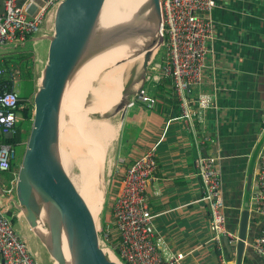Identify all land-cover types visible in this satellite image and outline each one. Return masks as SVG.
I'll use <instances>...</instances> for the list:
<instances>
[{
	"label": "crops",
	"instance_id": "crops-1",
	"mask_svg": "<svg viewBox=\"0 0 264 264\" xmlns=\"http://www.w3.org/2000/svg\"><path fill=\"white\" fill-rule=\"evenodd\" d=\"M214 1L211 18L215 34L212 52L207 56L205 78L206 83L213 80L215 86L191 88L188 98L193 102L198 92L215 90L216 109L190 122L184 121L171 80L161 78L156 82L149 77L148 85L153 89L147 94L155 98V107L148 109L139 103L128 109L123 123L121 167L127 168L138 157L154 150L157 170L146 192V201L165 258L183 254L184 264H264L245 245L240 249V243L230 244L228 237L219 245L222 256H218L219 246L209 242L210 214L201 201L202 187L195 171L198 155L219 157L227 232L247 242L261 234L264 218L253 213L252 196L257 157L264 151V0ZM43 41L32 40L36 57L34 45L41 51ZM12 49L0 50V68L11 58V51H15ZM35 65L36 62L34 76H37ZM13 79L16 80L13 90L17 91L23 83L18 82V77ZM204 137L209 141H204ZM13 172L5 173L9 179L0 187L11 184ZM115 182L112 200L119 191V180ZM4 188H0V193H4ZM11 201H15V195ZM0 206L3 211L9 208L8 215H15L12 211L16 208L8 207V199L3 203L0 198ZM107 222L104 229L116 237L112 215ZM14 225L35 261L53 264L41 243L30 235L29 228L20 222L16 224V220Z\"/></svg>",
	"mask_w": 264,
	"mask_h": 264
},
{
	"label": "built area",
	"instance_id": "built-area-1",
	"mask_svg": "<svg viewBox=\"0 0 264 264\" xmlns=\"http://www.w3.org/2000/svg\"><path fill=\"white\" fill-rule=\"evenodd\" d=\"M63 1L1 0L3 11L0 14V50L24 48L29 39L33 40L40 33L42 25L53 19L57 6ZM159 5L164 62L152 68L154 75L151 78L156 82L161 78L171 80L181 117L190 122L198 115L216 109L215 90L212 93L198 92L193 102L188 98L191 88H201L206 84L215 86L213 80L206 83L205 74L208 70L207 56L212 52L211 43L215 34L211 15L216 4L214 0H160ZM5 72V69L0 68V79ZM18 75L20 76L17 72L15 77ZM137 101L148 109H153L156 103L155 98L145 93L138 95ZM19 102L17 91H0V133L5 137H11L20 121ZM133 105L131 102L129 106ZM204 141H209V138L204 137ZM15 153L11 146H0V173L10 170ZM220 161L217 156L203 155H198L195 161L196 175L202 187L201 201L208 207L210 214L209 242L217 247L226 237L230 244L239 240L226 229ZM156 170L154 150H150L120 173L119 191L114 198L112 211L116 237L112 238V232L104 231L101 240L124 264H184L183 254L171 255L169 258L163 256L158 243L159 237L152 225L153 216L146 201V192ZM12 175L14 180L4 188L8 207L11 208L16 203V200L11 201V197L15 195L14 182L17 174L13 172ZM252 206L253 213L264 218V151L257 157ZM8 211L9 208L3 211L0 206V264H38L26 240L17 232L13 217L7 214ZM113 240L115 241L110 246L109 243ZM244 245L264 262V228L259 236L249 242L245 241ZM220 248L219 246L217 249L218 256H222Z\"/></svg>",
	"mask_w": 264,
	"mask_h": 264
},
{
	"label": "water",
	"instance_id": "water-1",
	"mask_svg": "<svg viewBox=\"0 0 264 264\" xmlns=\"http://www.w3.org/2000/svg\"><path fill=\"white\" fill-rule=\"evenodd\" d=\"M105 0H64L54 13L52 34L34 38L48 42L41 76L33 96L32 128L14 183V207L21 211L29 228L54 261V264H82L81 253L96 264H124L97 237V227L88 191L85 164L75 124L70 94L75 83L79 54L89 28ZM160 0H147L150 16L148 34L161 47ZM20 5V4H19ZM0 0V14L2 13ZM151 51L144 55L146 69ZM43 142L51 160L34 175L36 157ZM253 158L250 176L253 171ZM36 177V209L25 184ZM244 240L239 239L240 249ZM241 257V252H240ZM239 257V259H240ZM242 264V262H240Z\"/></svg>",
	"mask_w": 264,
	"mask_h": 264
},
{
	"label": "bare ground",
	"instance_id": "bare-ground-1",
	"mask_svg": "<svg viewBox=\"0 0 264 264\" xmlns=\"http://www.w3.org/2000/svg\"><path fill=\"white\" fill-rule=\"evenodd\" d=\"M146 1L105 0L79 54L70 100L73 101L77 137L85 164L87 199L96 218L104 200L101 185L103 163L100 159L104 147L116 138L119 129L110 124V120L120 115L121 123V109L129 97L124 93L134 66L129 55L146 32V26L141 22ZM126 27L129 28L128 32H125ZM121 28L124 32L119 34ZM120 97L124 102L119 101ZM50 160L51 154L41 142L36 157L37 171H33V174L38 175ZM34 175L26 182L25 188L36 209ZM81 261L82 264H96L83 253Z\"/></svg>",
	"mask_w": 264,
	"mask_h": 264
},
{
	"label": "rangeland",
	"instance_id": "rangeland-1",
	"mask_svg": "<svg viewBox=\"0 0 264 264\" xmlns=\"http://www.w3.org/2000/svg\"><path fill=\"white\" fill-rule=\"evenodd\" d=\"M52 20H49L42 25L40 33L37 36H35L36 38H40L43 36H50L52 34V24H53ZM141 22L143 23L144 26H146V32L144 33L142 38L138 41V43L136 44V47H134V49L132 51H130L129 57L134 61V66L132 67L131 73L128 76L127 84H126V87L124 90V93L126 95L128 94L129 97L126 100L125 104L123 103V107L121 109L120 114L122 115L121 116L122 121H121V123H119L120 122L119 121L120 115H117L116 117H114L113 119L110 120V124H112L113 126L119 127V129H118L116 138L111 140L109 142V144H107L104 147L102 157L100 159V162L103 163V169H102L103 173H102V178H101V185H102L103 190H104V200H103V204H102L103 205L102 209L98 213L97 218L95 216V224L97 225L98 236H101L104 231H109V230H105V229L103 230V225L105 222L107 225V223H108L107 219H109L110 216L112 215L114 198L112 200L111 195H112L114 188H115V183H116L115 181L119 180L120 173L122 171L121 163H123L124 151H123V145H122L121 141H123V138H122L123 123H124L125 118L128 115V111H129L128 109L131 108L129 105L131 102L134 103V105L132 107L139 104V102L137 101L138 95H140L141 93H145L146 95H148L147 93L149 92V90L153 89V87H150L148 85V80H147L149 77L152 76L151 68L154 66L158 67V66L162 65L164 62V50H163L162 46L160 48H158L156 45H154L155 43H153L152 35L148 34V30L150 29V16H149L148 8L147 9L144 8V10L142 12ZM128 29L129 28L126 27L125 32H128ZM123 32H124V29H122L119 32V34H121ZM43 42H44V48L41 51H39V48H37L36 44L34 45L36 52L38 53V57L35 56V62L40 61L39 63H36V65H35V67H37V70H38L37 74H36L37 76H35L36 80L39 77V74L41 72L42 66L45 63V58H46L48 42L47 41H43ZM32 44H33L32 40L29 39L27 42L28 48L33 49ZM17 51H19V50L17 49L15 51H11V53L13 54L14 52H17ZM147 51H151V56H150L147 68L143 69L142 68L143 59H144V55ZM34 53H35V51H34ZM38 65H39V69H38ZM148 87H149V89H148ZM23 89H24L23 85L22 86L19 85L17 91L19 90L22 92ZM119 101L124 102L122 97H120ZM20 119H21V116H20ZM31 128H32V125H31ZM31 128H30V131H31ZM30 131L28 133L27 139H25L23 141V145L15 153L14 171L16 173H18L19 167L21 165V162H22V159L24 156V152L26 149V144H27V141H28V138L30 135ZM8 179L9 178L7 176H5V173H0V184H5ZM0 188H4V187L1 185ZM0 198H1L3 203L6 202V195L4 193H0ZM12 213L15 214V215H11V216L13 218L16 217L15 218L16 224H17V222L18 223L20 222V225H25L26 228H29L27 222L23 218L21 211L15 209L12 211ZM96 220H97V222H96ZM28 230L30 231V235H33L35 241H39L38 238L31 231V229L29 228ZM112 238H114L113 235H112ZM113 242H114V240L112 241V243ZM52 262L54 263V261H52ZM38 264H40V263H38ZM41 264H45V263L42 262ZM50 264H51V261H50Z\"/></svg>",
	"mask_w": 264,
	"mask_h": 264
},
{
	"label": "trees",
	"instance_id": "trees-1",
	"mask_svg": "<svg viewBox=\"0 0 264 264\" xmlns=\"http://www.w3.org/2000/svg\"><path fill=\"white\" fill-rule=\"evenodd\" d=\"M19 51L11 54V58L2 63L1 67L5 69V75L0 79V91H12L13 83L17 72L18 82L23 83L22 92L18 91L20 96L19 116L20 121L16 124L11 137L0 135V146H11L15 151L23 145V141L27 139L33 119V96L36 92V79L34 76L35 54L31 48L27 46L18 49ZM21 93V94H20ZM14 159L10 163V170L6 172L8 175L14 171ZM16 219H13L15 222ZM104 229V227H103Z\"/></svg>",
	"mask_w": 264,
	"mask_h": 264
}]
</instances>
